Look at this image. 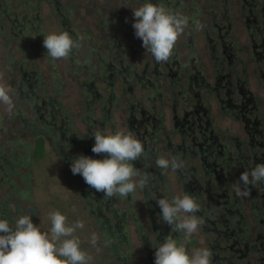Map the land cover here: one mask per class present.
Segmentation results:
<instances>
[{"label": "rangeland", "instance_id": "374dc122", "mask_svg": "<svg viewBox=\"0 0 264 264\" xmlns=\"http://www.w3.org/2000/svg\"><path fill=\"white\" fill-rule=\"evenodd\" d=\"M157 1L164 2L162 5L170 12L188 18L178 41L185 42L184 36L191 34L194 41L204 44L203 31H197L202 17L207 18L208 11H224L226 5L225 0ZM140 6L139 0H0V83L12 89L14 102L10 113L0 103V219L14 227L16 220L27 215L49 234L53 212L65 215L68 225L83 221L84 228L77 229L74 236L91 257L89 264H147L142 238L146 233L138 230L135 222L149 220L150 211L160 208L157 199L183 196L177 174L172 171L160 179V170L155 168L147 175L149 180L168 186L163 184L165 189L157 193L149 190L150 195L144 197L151 206L142 212L139 207L145 200L139 187L131 194L133 200L119 195L106 197L87 187L84 178L74 175L64 159L65 153L71 155L77 148L62 136L76 138L89 126L91 131L107 130L112 134L127 129L116 107L128 106L129 100V94H122L120 82L113 100L120 105L115 106L113 118L105 120L104 130L100 125L106 114L103 100L93 102L90 87L95 85L94 91L108 96L101 77L108 75L104 68L109 63L126 70L143 69V56L148 58L150 53L143 45L130 43L134 30L129 17ZM64 31L74 40L82 37L81 47L74 48L67 59L53 60L43 46L45 35ZM241 39L244 42L245 36ZM135 89L138 97L155 94L151 89ZM229 123L224 122L223 128L228 129ZM150 124L147 130L153 131ZM62 125L59 131L54 129ZM144 143L152 151V140L148 138ZM37 148L41 154L37 155ZM98 209L108 224H104V217L98 218ZM93 234L97 237L95 245L91 242ZM187 239L179 242L186 250L193 253L204 248L203 244L188 245Z\"/></svg>", "mask_w": 264, "mask_h": 264}, {"label": "flooded vegetation", "instance_id": "af4514ba", "mask_svg": "<svg viewBox=\"0 0 264 264\" xmlns=\"http://www.w3.org/2000/svg\"><path fill=\"white\" fill-rule=\"evenodd\" d=\"M139 1L142 5L164 3ZM225 2L224 11H208V17L200 21L197 31H203L205 44L194 41L191 34L185 35L183 40L187 42L177 41L167 62H157L150 52V57L143 56L140 72L138 68L126 70L109 63L104 68L108 75L101 77L107 84L108 96L94 91L95 85L90 87L93 102L103 100L106 114L100 125L104 130L105 120L113 118L115 106L120 105L113 103L120 82L122 94H129L128 106H116L127 127L124 133H132L142 144L148 138L153 142L152 151L143 144L144 153L133 162L134 166L142 176L157 168L160 179H164L162 174L174 171L182 195L192 196L200 208L195 215L202 223L188 239L183 233L172 232L171 226L159 218L160 208L150 211L148 221L135 222L137 229L146 233L142 238L147 264H155L156 247L168 236L178 243L187 239L188 245L203 244L212 253L211 264H264V181L250 185L247 196L236 194L241 173L250 174L256 165L264 164V0ZM129 20L134 24V15ZM133 30L130 43L143 45ZM136 86L154 90L155 94L138 97ZM226 121L230 122L228 129L223 128ZM149 124L153 131L147 130ZM59 128L63 125L54 127L57 131ZM95 132L89 126L85 134L76 138L62 136L77 148L71 155L64 154L69 165L80 155L107 158L106 153L92 152ZM160 157H175L183 166L163 172L156 166ZM156 182L149 180L141 189L145 200L139 207L142 212L151 206L144 195L148 197L149 190L157 193L165 189L164 182ZM240 187L243 191L242 184ZM128 199L133 200L131 194ZM96 211L98 218H105L100 209ZM104 222L108 224L109 220L105 218ZM187 252L192 255L189 249Z\"/></svg>", "mask_w": 264, "mask_h": 264}, {"label": "clouds", "instance_id": "9594fccd", "mask_svg": "<svg viewBox=\"0 0 264 264\" xmlns=\"http://www.w3.org/2000/svg\"><path fill=\"white\" fill-rule=\"evenodd\" d=\"M133 15V28L143 47L157 62H167L188 25V18L170 12L162 4L151 2L133 9ZM82 39L74 40L64 31L45 35L43 46L53 60L67 59L74 48L81 47ZM11 92L10 87L0 83V103L7 106L9 113L14 108ZM93 135L95 144L92 152L106 153L107 158L93 159L80 155L72 161V173L82 175L89 186L106 197L119 195L127 198L137 187L144 189L149 177L142 176L133 164L144 153L141 141L130 132L112 134L105 130L103 133L96 131ZM156 166L166 172L169 168L178 170L183 165L175 157L171 160L160 157ZM261 181H264V164L256 165L250 174L241 173L236 186L237 196H247L248 187ZM157 204L161 209L159 218L171 226L172 232L183 233L185 238L195 233L202 223L195 215L200 211L199 205L188 194L175 196L171 201L160 198ZM50 219V234L43 232L27 215L16 220L14 227L6 219H0V264H89L91 257L81 249V241L74 236L77 229L84 228L83 221L68 225L66 216L59 211L51 213ZM91 242L96 244L95 234ZM211 256L207 248L196 249L190 256L183 243L178 244L176 239L168 236L156 247L155 264H211Z\"/></svg>", "mask_w": 264, "mask_h": 264}, {"label": "trees", "instance_id": "16d2710c", "mask_svg": "<svg viewBox=\"0 0 264 264\" xmlns=\"http://www.w3.org/2000/svg\"><path fill=\"white\" fill-rule=\"evenodd\" d=\"M36 153H37V155H38V154H41V153H42V150H40L39 148H37ZM27 163H28V160H27Z\"/></svg>", "mask_w": 264, "mask_h": 264}]
</instances>
